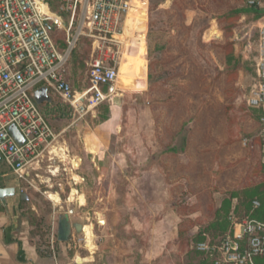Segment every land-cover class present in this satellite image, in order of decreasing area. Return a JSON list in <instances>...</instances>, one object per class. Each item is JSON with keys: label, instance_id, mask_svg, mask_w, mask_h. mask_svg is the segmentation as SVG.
Listing matches in <instances>:
<instances>
[{"label": "rangeland", "instance_id": "obj_1", "mask_svg": "<svg viewBox=\"0 0 264 264\" xmlns=\"http://www.w3.org/2000/svg\"><path fill=\"white\" fill-rule=\"evenodd\" d=\"M52 4L50 26L61 47L71 17L62 0ZM132 4L125 37L132 57H126L117 86L102 91L108 98L92 115L79 118L49 93L50 106L42 110L55 141L27 169L26 180L0 163V186L16 187L21 214H35L39 243L49 246L53 234L57 240L59 221L66 217L82 264H158L181 230L193 236L209 228L222 200L261 176L260 126L246 105L255 86L261 17L255 20L249 12L232 22L221 20L245 10L244 0ZM59 20L64 29L56 27ZM98 53L86 36L72 51L65 75L75 98L89 90ZM234 65L238 69L230 74ZM234 115L242 133L231 142L228 118ZM104 116L108 121L96 126Z\"/></svg>", "mask_w": 264, "mask_h": 264}, {"label": "built area", "instance_id": "obj_2", "mask_svg": "<svg viewBox=\"0 0 264 264\" xmlns=\"http://www.w3.org/2000/svg\"><path fill=\"white\" fill-rule=\"evenodd\" d=\"M62 4L71 17L64 48L50 35L53 16L44 0H0V163L21 180H26L27 169L56 139L34 100L35 91L46 88L48 94L62 99L70 114L83 118L108 98L101 88L115 87L119 75L124 46L120 38L131 0H62ZM244 5L263 13L257 21L256 82L246 105L260 112L258 138L264 172V0H244ZM55 24L64 29L61 20ZM83 36L94 40L99 53L90 66L89 90L75 98L66 80V65ZM112 46L115 51L103 52L102 48ZM10 127L22 136V144L12 137ZM253 205L258 207L257 202ZM194 250L216 254L214 264H255L256 258L264 256V224L245 220L235 224L232 235L219 245L200 242Z\"/></svg>", "mask_w": 264, "mask_h": 264}, {"label": "trees", "instance_id": "obj_3", "mask_svg": "<svg viewBox=\"0 0 264 264\" xmlns=\"http://www.w3.org/2000/svg\"><path fill=\"white\" fill-rule=\"evenodd\" d=\"M46 4L49 7V10L54 12L55 8H53V1L56 0H44ZM246 7V6H245ZM144 9L141 8L137 10L135 13H141ZM131 13L133 12V4L131 6ZM252 12L254 14V19H259L263 13L260 10H253L246 7L245 10H235L229 12L226 16H224V19L221 20H228L229 22L235 21L239 19L240 15L243 13H249ZM55 27L49 28L50 35L53 38V30ZM227 33L231 32V28L226 29ZM54 39V38H53ZM61 48L65 47L64 42H60ZM132 52L130 51V45H128L127 41V49H126V57L130 58L132 57ZM137 57H140L139 54H135ZM255 63V62H254ZM238 69L237 65H234L229 70V73H234L235 70ZM253 71L255 76V69L253 65ZM255 82H256V76H255ZM117 86V84H116ZM115 86V87H116ZM110 87L104 86L102 87V91L105 92L106 89H109ZM140 86H136L135 90H140ZM251 91V90H250ZM247 100V98H246ZM42 106H50V104H43L40 106L41 111ZM248 107V106H247ZM121 119H123V122H121V127L124 126V118H125V111L123 108H121ZM249 110H252L248 107ZM57 112H62V108L56 109ZM109 113V110H107ZM255 113V117L257 121L259 122L260 112L257 110H252ZM47 122L48 118L46 114L43 112ZM109 117L104 116L102 117L96 126H99L106 121H108ZM241 120L238 116L234 115L228 118V134L229 139H231V142L234 141L241 131ZM50 125V123H49ZM51 126V125H50ZM52 128V127H51ZM259 132V131H258ZM259 140V138H258ZM260 143V141H259ZM257 172L261 174L260 179L256 183H251V181H248L244 184H241L236 189H234L228 198H225L222 200V203L220 205V208L216 211V220L214 223L210 224L209 228H205L202 231L197 232L193 236H188L186 231H180L178 233V238L175 242L174 246H168L169 251L165 254L163 259L158 264H184L182 262L183 258H188L187 264H214L216 261V254L210 253V254H200L197 253L194 250V246L197 243L200 242H207V238H213L216 239V242L214 244L219 245L227 236L232 235L233 227L235 224H239L245 220H252L259 223L264 224V172L261 165V154L259 158V164L258 169L256 168ZM254 202L258 203V207H255L253 205ZM23 216V215H22ZM23 217L28 219L29 225L32 228L31 233L36 236L35 232H33V228L36 227L35 221L36 216L33 212H28ZM69 229V223L67 221L66 217H62L59 221L58 226V234H57V241H65V236H67V233ZM69 235V234H68ZM39 242V241H38ZM40 244V243H39ZM211 244V243H210ZM43 246L42 244H40ZM39 245V246H40ZM47 247V246H45ZM47 251V249H45ZM197 259L196 263H193V260ZM19 260L23 261V253L19 251ZM255 264H264V256L256 258Z\"/></svg>", "mask_w": 264, "mask_h": 264}, {"label": "crops", "instance_id": "obj_4", "mask_svg": "<svg viewBox=\"0 0 264 264\" xmlns=\"http://www.w3.org/2000/svg\"><path fill=\"white\" fill-rule=\"evenodd\" d=\"M2 187L14 188L15 194L0 199V264H82L78 252L72 246L75 233L68 218L69 233L65 241L54 240L53 234L49 246H41L38 238L31 233L28 219L22 216L17 205L16 187ZM19 251L23 253V261L19 260Z\"/></svg>", "mask_w": 264, "mask_h": 264}, {"label": "water", "instance_id": "obj_5", "mask_svg": "<svg viewBox=\"0 0 264 264\" xmlns=\"http://www.w3.org/2000/svg\"><path fill=\"white\" fill-rule=\"evenodd\" d=\"M33 97H34L36 104L39 106H41L43 104H50L51 103V98H50L46 88H41V89L35 91ZM9 132L18 144L23 143V138L19 134V132L16 130L15 127H10ZM14 194H15L14 188H3L2 186H0V199L1 200L8 198V197H12V196H14Z\"/></svg>", "mask_w": 264, "mask_h": 264}, {"label": "bare ground", "instance_id": "obj_6", "mask_svg": "<svg viewBox=\"0 0 264 264\" xmlns=\"http://www.w3.org/2000/svg\"><path fill=\"white\" fill-rule=\"evenodd\" d=\"M132 1H133V0H131V6H132ZM130 11H131V8H130L128 14H127V18H128L129 14H130ZM126 21H127V19H126ZM126 34H127V32H126V22H125L124 32H123V36H122V38H124V40H123V42H124V46H123V56H122V58H121V62H120L119 73H120V70L123 68L124 63L127 62V59H126V56H125V54H126V41H125ZM118 76H119V75H118ZM117 82H118V79H117ZM117 82H116V84H117ZM116 84H115V86H116ZM83 201H84V200H83ZM82 205H83V204H82ZM88 229H89V228L86 229V233H87L88 235H90V231H88ZM87 234H86V235H87ZM88 240H89V238H88Z\"/></svg>", "mask_w": 264, "mask_h": 264}]
</instances>
